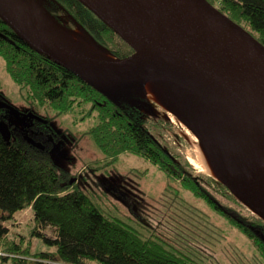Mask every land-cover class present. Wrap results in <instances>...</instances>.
Here are the masks:
<instances>
[{"label":"trees","instance_id":"16d2710c","mask_svg":"<svg viewBox=\"0 0 264 264\" xmlns=\"http://www.w3.org/2000/svg\"><path fill=\"white\" fill-rule=\"evenodd\" d=\"M33 1L61 26L80 31L103 52L113 57L132 52L77 0ZM205 1L264 46V0ZM0 58L12 82L25 93L26 102L44 104L52 111L44 112L46 120L84 107L82 117L94 114L95 118L85 134L109 161L121 153L149 161L172 182L166 187L174 188V200L180 199L181 190L200 199L208 211L223 216L239 231L258 254L248 256L226 242L220 229L195 205L193 209L175 206L187 216H182L186 222L172 221L177 226L176 235L162 239L152 228L143 235L133 225L104 215L87 193L74 187L73 175L53 161L49 145H29L19 138L4 142L0 138V264H224L221 257L231 258L233 264H264V242L248 227L264 233V220L242 213L245 207L225 184L194 173L188 159L163 142L162 134L172 126L154 102L124 92L116 99L111 95L117 91L114 88H110L109 97L105 96L23 44L1 20ZM48 133L49 142H55L53 130ZM176 139L180 138L176 135ZM204 181L210 187L213 184L235 208L216 200ZM25 209L30 210L35 222L32 233L52 245V251L31 254L28 246L7 239L8 227L3 223ZM47 226L53 229L54 237L48 238L41 230Z\"/></svg>","mask_w":264,"mask_h":264},{"label":"water","instance_id":"95a60500","mask_svg":"<svg viewBox=\"0 0 264 264\" xmlns=\"http://www.w3.org/2000/svg\"><path fill=\"white\" fill-rule=\"evenodd\" d=\"M77 1L132 52L113 57L101 49L95 55L79 51L37 26L15 0H0V20L23 44L107 97L110 88L140 89L156 79L194 89L223 120L222 144L237 157L264 220V46L205 0ZM0 133L9 139L4 125ZM248 227L264 242L259 229Z\"/></svg>","mask_w":264,"mask_h":264},{"label":"rangeland","instance_id":"374dc122","mask_svg":"<svg viewBox=\"0 0 264 264\" xmlns=\"http://www.w3.org/2000/svg\"><path fill=\"white\" fill-rule=\"evenodd\" d=\"M74 34L78 35L80 38L84 36L78 31H74ZM0 67V73L5 75L12 82L5 72L1 58ZM12 84L15 87L12 92L13 98L20 97L19 93L21 94V92L19 88L13 82ZM121 92L125 94L132 93L140 98L145 97L139 88H132L131 90L124 91L117 89V91H112L111 95L119 99L122 97L120 95ZM154 104L156 103L154 102ZM39 106L43 115L46 111L52 113L44 104H40ZM159 109L163 112L164 117L168 119L172 126L171 129H165L164 134H162L163 142H165L169 148L173 147L172 151H179L183 157L186 158L185 151L191 146L186 136V128L172 121L169 112L160 107ZM83 110L84 107L74 108L70 113L50 119L48 126L55 132L57 138L54 139V141L56 140L55 142L49 144L48 152L53 161L60 168L65 169L73 175L74 187L87 193L104 215L117 218L124 223L133 225L134 228L138 229L143 235L148 234L146 231L147 228H152V231L157 237L165 239L168 235L177 234L175 230L177 226L173 223L174 221L186 222L182 218V216L187 217L183 213V210L181 212L176 209L175 206L182 208L188 205L192 208V206L195 205L202 209V212L206 214L208 220L220 229L221 232H219L224 236L226 242L236 245L239 251H242V253L248 256L257 254L249 241L239 231L231 227L230 223L223 218V216L221 217L215 214L207 207L210 210L208 211L200 199H195L190 193L181 190L180 199L178 201L176 199L174 200L172 198V191H174V188L169 189L166 187L172 182L149 161L129 153H121L115 160L109 161V159L99 151L89 135L85 134L88 127L94 123L95 118L94 114H92L91 117L83 118ZM176 135L180 139L177 140ZM189 136L192 135L189 134ZM192 167L194 173L205 177L208 176L222 183L209 174L207 175V173L201 172L197 167L193 165ZM204 184L205 188L210 191L216 200L222 201L224 204L231 205L235 208V205L231 203L229 199L220 195L219 190L213 187V184L210 183L211 187L208 185V181H204ZM229 190L235 197L236 195L232 192L231 188ZM182 198L184 200H182ZM235 198L239 201L237 196ZM240 203L242 202L240 201ZM243 203L242 205L245 208L242 213L245 214L249 212L258 215ZM190 211L191 210L186 212ZM3 225L8 227L7 239L21 243V247L28 246L31 254L42 251H52L54 248L43 238L32 233L35 222L32 220L29 209L16 212L14 217L4 222ZM254 228L259 229L257 227ZM41 230L48 238L54 237V232L51 227H43ZM21 237H23V239H21ZM221 259L224 264H233L231 263V258L228 260L221 257ZM27 264H33V262L30 261ZM208 264L213 263L210 262Z\"/></svg>","mask_w":264,"mask_h":264},{"label":"bare ground","instance_id":"6f19581e","mask_svg":"<svg viewBox=\"0 0 264 264\" xmlns=\"http://www.w3.org/2000/svg\"><path fill=\"white\" fill-rule=\"evenodd\" d=\"M15 1L37 26L60 42L84 53L102 54L84 37H78L40 11L33 1ZM140 91L169 112L172 121L186 128L185 133L191 143L185 151L188 161L201 172L225 183L241 202L258 213L237 157H234L230 145L222 144L225 142L221 128L224 122L219 121L220 116H214L207 101L191 87L172 80H146L141 84ZM260 132L256 131L257 135Z\"/></svg>","mask_w":264,"mask_h":264},{"label":"flooded vegetation","instance_id":"af4514ba","mask_svg":"<svg viewBox=\"0 0 264 264\" xmlns=\"http://www.w3.org/2000/svg\"><path fill=\"white\" fill-rule=\"evenodd\" d=\"M13 87L12 82L0 73V125H4L9 133L7 141L19 138L29 145L51 144L48 132L52 129L39 109L40 104L29 105L20 93V97L13 98ZM0 138L3 140L1 133Z\"/></svg>","mask_w":264,"mask_h":264}]
</instances>
